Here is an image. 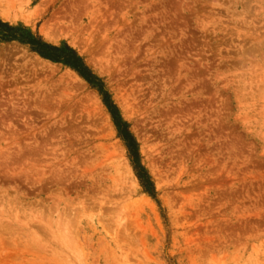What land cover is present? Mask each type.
Here are the masks:
<instances>
[{"label": "rangeland", "instance_id": "374dc122", "mask_svg": "<svg viewBox=\"0 0 264 264\" xmlns=\"http://www.w3.org/2000/svg\"><path fill=\"white\" fill-rule=\"evenodd\" d=\"M0 264H264V0H0Z\"/></svg>", "mask_w": 264, "mask_h": 264}, {"label": "trees", "instance_id": "16d2710c", "mask_svg": "<svg viewBox=\"0 0 264 264\" xmlns=\"http://www.w3.org/2000/svg\"><path fill=\"white\" fill-rule=\"evenodd\" d=\"M80 71V70H79ZM82 73V71H80Z\"/></svg>", "mask_w": 264, "mask_h": 264}]
</instances>
